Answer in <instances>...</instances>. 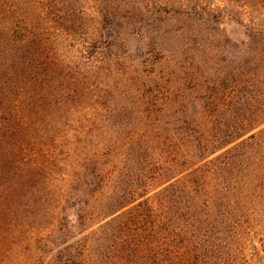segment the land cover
<instances>
[{"label":"trees","instance_id":"obj_1","mask_svg":"<svg viewBox=\"0 0 264 264\" xmlns=\"http://www.w3.org/2000/svg\"><path fill=\"white\" fill-rule=\"evenodd\" d=\"M70 1L0 14V213L27 197L26 220L52 221L41 240L55 264H264V0ZM120 5L146 33L163 15L230 18L251 58L191 116L170 114L165 57L148 63L150 45L142 70L126 66Z\"/></svg>","mask_w":264,"mask_h":264},{"label":"rangeland","instance_id":"obj_2","mask_svg":"<svg viewBox=\"0 0 264 264\" xmlns=\"http://www.w3.org/2000/svg\"><path fill=\"white\" fill-rule=\"evenodd\" d=\"M221 1L205 2L218 5ZM70 3L74 8L81 10L80 13L90 8L88 0H71ZM9 4L10 0H0V14L6 12ZM118 8L119 14L114 21L120 25L119 47L128 55L126 66L132 71L142 70L144 67L140 65L141 61L143 62L141 56L147 52L150 45L152 46L149 50L152 53L146 57L148 63L158 62L165 57L162 62L164 76L168 77L172 72V78L170 81L161 79L157 86L164 88L163 92L168 90L173 95L174 108L170 114L181 115L184 111L187 116H191L192 110L187 108L189 101L204 96L207 89H211L214 84L220 83L230 75L236 62L242 63L251 58L245 48L247 37L244 30L232 24L230 18L225 19L226 25L214 27L203 24L195 17L191 19L185 14L163 15L161 22L156 18V24L149 23V30L146 33L145 27L142 29L138 24L132 25L137 20L129 19L128 10L123 5ZM81 17L79 14L78 19ZM147 36L150 38V44ZM161 48L165 50L164 53H159L158 50ZM172 59L175 60V64L172 63ZM145 71L149 76L152 69L146 67ZM146 75L143 79H146ZM179 88L186 106L177 103V97H180ZM37 112V109L33 108L30 118L35 117ZM16 138L20 141V134ZM4 172L7 173L0 166V174ZM8 173L10 174V170ZM3 176L6 177V174ZM21 181L12 180L11 184L18 188ZM18 192L22 193L21 189ZM26 203L27 197L16 196L14 193L7 202L9 213H0V264H55L50 256L53 248L51 245H43L41 240L52 221L44 220L40 216L26 220L27 213L22 212V206Z\"/></svg>","mask_w":264,"mask_h":264}]
</instances>
